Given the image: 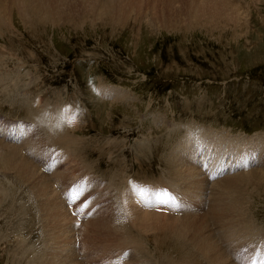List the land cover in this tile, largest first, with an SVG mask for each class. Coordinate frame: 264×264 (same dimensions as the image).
Here are the masks:
<instances>
[{
	"label": "rangeland",
	"instance_id": "374dc122",
	"mask_svg": "<svg viewBox=\"0 0 264 264\" xmlns=\"http://www.w3.org/2000/svg\"><path fill=\"white\" fill-rule=\"evenodd\" d=\"M102 1L100 6L111 9L113 4L128 8L131 0H116L111 1L112 3L109 1L110 4L107 3L108 0ZM156 1L143 0L144 4L148 3L149 9L146 7L141 13L135 11L127 18L117 12H111L113 20H103L106 11L94 6L93 14L85 24L78 26L48 23L42 26L41 30L36 29L37 33L29 28L27 30L21 16L16 10L13 12L14 23L13 27L10 26L13 30L9 41L6 42L3 35H0V152L9 154L12 150L16 151V160L23 158V161L36 171L32 173V178L27 176L32 179L29 182L17 173L18 169L7 172L0 168V192L6 189L0 193L4 196H0V264H56L55 258L58 261L57 255L63 251V244L68 242V233L72 235L73 232H76L72 235L75 246L68 242V246H71L68 248L71 261L69 264H107L105 256L115 260L121 256H112L119 252L113 247H110L113 252L109 247L105 250L109 252L110 249L111 253L104 254L103 250V258H99L96 252L92 254V249L85 251L88 234L102 229L104 231L105 228L107 230L106 223L103 224L100 219H86L77 235V221L74 216L69 214L74 224L69 229V224L65 225L63 215H57V208L51 215V196L47 195L50 191H40L41 182L55 189L59 193L57 196L63 201V193L69 195L74 193L75 189L78 192L83 189V175L80 171L85 168L90 167L91 174L103 180V183H107L111 178L117 179V174L118 178L124 181L122 187L116 191L112 188L104 197L88 198L96 208L85 209L87 213H91L90 219L104 211H107L106 217L108 215L112 218L113 212L117 211L108 212L110 205L117 207L119 196L116 193L126 192L125 188L130 179L145 181L147 184L151 181L149 193H144V197L150 200L152 194L160 188L156 186L158 183H174L170 170L173 165L177 166L181 150H227L228 154L234 153L231 157L221 156L217 161H221L223 166L234 164L236 167L215 176L207 174L206 178L210 183L203 187L205 196H198L197 202L192 199L194 204L188 202L191 208L199 204V213L195 208H190L192 211L189 213L194 214L193 218H200L203 213L209 211V195L214 194L213 192L220 193L223 189L228 190L225 185L224 188L222 186L226 180L241 176L246 171H264V0L245 1L242 10L247 13L248 16L245 14V17H248L249 21L244 17L239 23L221 20L215 23V26H202L195 22L194 24L190 19L187 24L177 23L178 27L175 24H171L172 27L170 24H163L160 28L152 22L156 19L152 14L155 12L153 4L156 2L162 6L168 14L165 19H170L171 11L167 6L174 3L175 7L179 0ZM181 1L183 3V0ZM250 2L253 4L249 6ZM4 7L5 5L2 6ZM148 10L149 18L146 16ZM161 11L157 9L158 13ZM99 14H103V17ZM98 15L99 20L96 18ZM176 18L178 20V17ZM93 21L96 24L94 26L91 24ZM104 22L113 24L106 25ZM173 25L176 26L175 29ZM2 60H6L4 65L1 64ZM99 87L104 97L119 101L104 99L98 93ZM128 97L127 101H121ZM75 104L80 112H84L83 122H78L84 123L82 129L73 132L74 125H68L64 121L65 117L61 118V121L71 128L68 136H71L72 131V134L80 139L73 137L78 141L69 148L80 150L76 154L67 152L65 147L53 141L52 135L43 129L41 122L39 123L42 126H39L33 115L34 112L41 113V116L48 114V119L54 115L67 116L71 112L66 114L62 107L72 109ZM54 119L60 120L58 117L50 120ZM150 146L154 149L150 150ZM59 150L62 153H59ZM244 152L247 153L243 156ZM45 154L48 157L55 156L54 161L58 167L55 171L50 169L52 158L48 163L40 165L39 160ZM65 156L67 158L63 161ZM214 160L212 154L208 159L211 170L216 167ZM205 172L203 171V177ZM217 183L218 186L222 184V190L221 187L218 189ZM253 187L246 185L243 188L246 191L241 196L246 195V201L230 190V193L226 191V194L221 192L224 197L228 195L227 198H240L242 207L239 205L238 212L224 220V223L234 224L232 230L237 231L235 242H225L224 234L228 229L212 226L214 221L209 223V230L206 228L208 232L205 230V236L211 234L214 241L217 238L218 243H214L218 249H214L212 255L218 256V260L222 262L224 259L228 264H235L234 260L238 264H247L252 251L261 250V263H264V243L263 246L252 248L253 242L264 239V184L258 187L259 189ZM186 191L180 192L188 196L192 190ZM180 192L172 194L178 196ZM101 193H104V190ZM164 193L162 196L165 197ZM95 194L97 188L93 187L87 196ZM88 200L80 199L76 206L83 209ZM181 203L183 207L167 203L164 207L168 208L165 215L172 217L178 213L185 214L183 212H186V202ZM43 210L46 213H43ZM191 215L186 219H191ZM98 220L101 221L100 224ZM130 224L132 225L131 222L128 225ZM93 225L95 230L90 233ZM141 226H138L136 221L131 229L134 235L146 244V251L149 250L147 254L143 252L144 259H141V263L137 261V264H148L147 260L152 262L151 264H158L164 257H172L181 262L177 252L182 244H191L192 240L174 231H164L160 228V232L152 227L156 231L154 232L151 226L145 229ZM105 237H102V240H106ZM102 240L100 242H104ZM220 246L226 250L225 254L220 251ZM130 248L132 249L126 251L131 253L134 249L133 252H139L134 246ZM193 249L195 248L192 247L191 250ZM122 250L124 251L120 249ZM109 254L112 257H109ZM61 255V261L57 264H68L64 262L66 256L63 253ZM130 255L124 261L119 259L128 264ZM133 255L134 253L131 259ZM135 256L133 259L137 260L139 256ZM108 262L119 264L118 261Z\"/></svg>",
	"mask_w": 264,
	"mask_h": 264
},
{
	"label": "bare ground",
	"instance_id": "6f19581e",
	"mask_svg": "<svg viewBox=\"0 0 264 264\" xmlns=\"http://www.w3.org/2000/svg\"><path fill=\"white\" fill-rule=\"evenodd\" d=\"M109 1L111 2V1H116V0H108L107 1L108 4H110ZM136 1H138V0H136ZM136 1L135 0L129 1L128 8H126V7L122 8V6L117 7L115 4H113L112 8L109 9V8H104V6H100L103 4L102 0H0V35H1V37L3 35V38L6 39V42L9 41V35L11 34V31L13 30L10 28V26L14 23L13 12H15V10L17 11L18 15L21 16V18H22L21 20H23L25 28L27 30H28V28L30 30H34V32L37 33L38 31H36V29L41 30L40 28H42V26H44V25L45 26L48 25V23L49 24L51 23V25L52 24L55 25V24H59V23H63V24L68 23V24H74V25H78V26L85 24V23H87L86 22L87 19L90 20L91 14H93L92 12H93L94 6H97V8L99 7L100 9H103L106 11V14L104 17H103V14H99V15H102L101 17H103L102 18L103 20H104V18L113 20L112 15H110L111 12H115V13L117 12V13H119V14H121L127 18L132 13H134L135 11L140 12L146 7L149 9L148 3L146 5L143 3V0H140L138 2H136ZM245 1L246 0H183V3H182V1L179 0L177 6L173 7L174 3H173V5L169 4L167 6L168 10L171 11V13L169 15L170 19H165L168 17L167 11L164 8L162 9V6L160 7V5L156 3L157 2L156 1L155 2L156 4L155 3L153 4V9L155 12L152 13L154 15V17H156V19L154 18L155 20H152V22H153V25L157 26V28L158 27L160 28V26H162L163 24H165V25L175 24L176 26H177V23H180L181 25L185 24V23L187 24L190 19H191V21H193V23L195 22V23L202 25V26L207 25V24L215 26L214 24L218 23L221 20L227 21V22L239 23V21L243 20L244 17L247 15V13L246 12L243 13L244 10H242L243 6L245 5ZM252 1L255 2L256 0H252ZM6 2H7V5H6ZM179 4H180V7H179ZM251 4H253V3L252 2L248 3L249 6ZM3 5H5L4 8H2ZM157 9H160L162 11L160 13H158ZM101 13H103V12H101ZM147 14H150L149 10L147 11L146 16H147ZM99 15L97 17L95 16L98 20H99V18H98ZM160 17H163V18H160ZM176 17H178V20ZM245 18H247V20L249 21L248 17H245ZM120 20H122V19H120ZM94 23H95V21L91 22V24H93V26L96 25ZM104 23L106 25H110L112 22L111 23L104 22ZM119 23H121V22H119ZM176 26H174V29ZM12 27H13V25H12ZM171 27H172V25H171ZM226 27H227V25H226ZM234 29H235V26H234ZM4 39H3V41H4ZM5 61L2 60L1 64L4 65ZM0 78H1V76H0ZM101 87H103V86H101ZM101 95L104 97V94L101 93ZM104 98H106V97H104ZM125 100H126V98H125ZM57 107H58V105H57ZM74 110H75V108L73 107L70 115H72V114L77 115L76 111H74ZM40 114L34 112L33 115L36 118V119L35 118L34 119H35V121L36 120L38 121V122L37 121L36 122L39 124V126L41 124L43 125V126L42 125L41 126L43 127V129H45V131L48 134L52 135L53 141H55L59 145L65 147L66 151L69 153L72 152V153L76 154V153L80 152V150H69V148H72L71 146H74L78 140L75 141V139L72 137V135L68 136V133L71 130V128H68V126L63 124L61 121V118H64V117L66 118L65 115L61 114L59 116L58 115H54L53 117L49 116L50 119L57 118V117L60 118V120L59 119L50 120L47 118L48 114L46 116H44V115L41 116ZM43 114H44V112H43ZM49 115H50V112H49ZM39 122H41V124ZM78 122L79 121L73 123L72 125H74ZM210 139H211V137H210ZM246 142H248V141H246ZM219 143H220V141H219ZM215 144L217 145V143H215ZM215 144H214V146H215ZM185 147H186V145H185ZM239 147H240V145H239ZM177 148H178V146H177ZM218 148H221V147H218ZM179 150H180V148H179ZM16 153L17 152L13 151V150L9 154H4V153L0 152V168L4 169L7 172H11V171H14L15 169H18L17 173L20 174L21 177H23L24 179H27L29 182L32 181V179L30 180L29 178H27V176L32 178V176H34V174H32V173L36 170L31 165H29L28 163L23 161V158H22V160H16L17 159ZM246 153L247 152H244V153H242V155L244 156V155H246ZM212 154L215 157L214 165L216 166V167L214 166L215 168L213 170H211L212 167L209 166V165H211V163L208 162V159L212 156ZM233 155H234V153L232 154V152L228 154L227 150H200V149L199 150H181L179 153V162L177 163V166L173 165L174 166L173 169L170 170V176H171V179L174 181V183H170L169 185L162 183V182L158 183L156 186H159L160 188H157L158 190L156 192H154V194H152V196L150 197L151 200L147 199L144 196L141 197L139 195H134L133 189H129L123 195H120V194H122V192L116 193V194H119L118 195L119 199L117 200V207L115 209L117 212L111 211V213L112 212L114 213V216L110 213L112 215V218L110 215H109L110 218L107 215V217L104 216L105 219H104V217H103V219H100L103 221V224L106 223L105 225H107L108 231L105 228L106 226L104 227L103 224H101V226H103L105 228L104 231L102 229V231L98 230V231L93 232L92 230H95L94 229L95 227L93 225V229L91 227V230L89 231L90 233L92 231V234H88L89 236H88V238H86L85 251L87 249H93L94 252H96V254H97L98 251L103 253V250L105 251L107 247H109V248L113 247V249L115 248V250L116 249L119 250L118 254H121L123 252V250L120 251V249H123L124 247L128 248V247L134 246V248H137L136 250H138L139 252H136V253L133 252V253L136 254L137 256H139V258L137 257L138 258L137 260L131 259V255H132L131 254L129 259H128L129 260L128 264H137L138 263L137 261H139V263H141L142 262L141 259L144 257L143 252L146 253L149 249L146 251L145 246H144L146 244H144L142 239L137 238L134 235L133 230L131 229L132 225H134V223L137 221L138 226H139V224H141L142 225L141 227H144V229H145V227L149 228V226H151V228L155 227V230L157 228L161 232L162 230H160V228L161 229L163 228V230L166 229V230H169L172 232L173 231L177 232L180 234V236L192 240L191 244H182L180 246L181 249L178 250L177 254H178L181 262L178 261L179 262L178 263L175 260V258H172V257H164L161 259L163 261H158V264H205L206 262H208V264H210V263L219 264L220 263L219 261H221L220 264L226 263L227 262L226 260L224 261V259H223V262H222V260H218L219 259V258H217L218 256L212 255V251L214 249H216V251H217V249H218V248H215L217 246L215 245L216 243H214L215 241L218 243V240L216 238V240L214 241V239L211 237V234L209 236L208 235L205 236V233H206L205 230L206 231H207V229L209 230L210 229V228H208L209 223L214 221V225H212V226H214V227L217 226L218 228H220V226H221L223 229H228V231L224 234L225 242L230 243L233 240L235 242V239L237 238V231L232 230L234 227V224L229 223V222H228V224H227V222L224 223L225 222L224 220H226V218L229 215L232 216V214L234 215L235 213H237L238 209H239V205H240V207H242V206L240 203V198L239 199L237 198L238 196L236 197L237 200H235L233 198H227L228 195L226 197H224V194L228 193L229 192L228 190H230L232 193H237L236 195H240V197H242L241 195L246 191L245 189H243L246 185H249L251 187L256 186L257 188H255V187H253V188L259 189L258 187H260L261 185L264 184V181H262V180H264V171H262V172L257 171V172H253V173H251V171H248V173H247V171H246L243 173V175L241 174V176H238L235 178L232 177L231 179L226 180V182H224L223 185L219 184V186H218V183H217L218 189H219V187H221L220 190H222L224 188V185H225L228 188V190H226L228 192L224 191V189H223L221 192L224 191V194H222L221 192L220 193L213 192L214 194L211 193V195H209V196H211L210 197L211 202L208 206L209 211L207 213L202 214L205 216V217L203 216V218L201 215L202 212L200 213V215H201L200 218H196V217L193 218L194 214L191 215V213H189L192 210H194V208L198 209L197 210L198 213L200 212V210H199L200 207H199L198 203H197L198 204L197 207L195 206V207L191 208V206L188 204V202H186V207H187V208H185L186 212H183V213L187 214V216L185 214H181V213H178V214L174 213L175 215H172V217L171 216L168 217L165 215L166 210L168 208H164L167 204H161L158 202V200L164 198V196H162V194L164 192L168 193V191H170L169 194L172 192L175 194H178V192H180V191L187 192L186 190H192L191 193H189V195L187 194L188 196H185V197H187L189 199H193L194 201L197 202V199H199L198 196L200 198H203L205 196L206 191H204L205 189H203V187L210 183L209 179L206 178L207 174L208 175L213 174L215 176L217 174L219 175V174L223 173L224 171L232 170L234 168V166L236 167V165H234V164H232L233 166L231 164L227 165V166H223L221 161H220V163L217 161L218 158L221 156L231 157ZM244 165H245V163H244ZM204 166L206 167V169H210L209 171L205 172V177H203L204 174L202 171V167H204ZM246 166H248V162L246 163ZM244 167L245 166H243L242 168L244 169ZM258 177H261V178L258 179ZM44 182H45V179H44ZM41 185H42V188L40 189V191L43 189H44V192L47 191V189L50 191L49 194H47V195L51 196V200H50V203L52 204L51 215L54 212V209L57 208L58 211H56V213L58 216H61V217L63 215V217H64L63 220L66 223L65 225L69 224V229L71 227H73L72 226L73 221L71 218L73 215L71 214V212H70L69 208L67 207V205L65 204V202L60 199L59 195L57 196V194H59V193H57V191H55V189H51L50 185H48V184L41 182ZM221 185L223 186V188ZM214 186H216V185H214ZM214 186L212 188H214ZM217 186H216V188H217ZM226 187H225V189H226ZM197 188H198V190H196ZM247 190H248V188H247ZM2 191L4 192V191H6V189H3ZM2 191L0 193H2ZM55 194H56V196H55ZM0 196H3V195H0ZM245 196L246 195H244V197ZM45 197L46 196H44V198ZM231 197H233V195ZM244 197H242V198L246 201V199L248 197H246V199ZM1 198H4V196ZM241 202H242V200H241ZM168 203L172 204V201H169ZM1 204L3 205V203H1ZM174 204H177V206L179 205V206L183 207V204L181 202L174 203ZM42 206H43V204H42ZM204 206H206V204H204ZM190 208L192 209L191 211H190ZM205 211H207V210H205ZM241 212H242V210H241ZM43 213H46V212L44 211ZM69 214L72 216L70 217ZM171 214H173V213H171ZM242 214H243V212H242ZM188 215H191L192 218L186 219V217H189ZM174 217H176V218H174ZM108 218L111 220H109ZM229 219L230 218H228V221H229ZM60 220H61V218H60ZM73 220H75V219H73ZM240 220H241V218H240ZM232 221H234V220H232ZM244 221H246V220H244ZM100 222L98 220L99 224H100ZM109 222H111V224H109ZM130 222L132 223V225L130 224L131 226L128 225ZM99 224H98V226H99ZM238 224H240V223H238ZM246 224H244V225H246ZM136 226L137 225L135 224V227ZM63 227H64V225H63ZM96 227H97V225H96ZM241 227H243V226H241ZM98 228L101 229L100 226ZM243 229L245 230V228H243ZM142 230H143V228H142ZM62 231L65 234L64 230H62ZM153 231H154V229H153ZM220 231H222V230H220ZM89 232H86V234ZM154 232H156V231H154ZM57 233H58V231H57ZM74 233L76 234V232H73V234ZM103 233L104 234L108 233V235H105L106 236L105 237L103 235ZM68 234H69V237L66 239V241L70 242L71 246H75V244L73 245V243H74L73 236L75 234L74 235L72 234L73 236L70 233H68ZM145 234H147V233H145ZM119 235H121V237H119L120 239L118 238ZM141 235H143V234H141ZM102 237L103 238L105 237L106 240H102ZM213 237H217V236H213ZM177 238H179L178 235H177ZM72 240H73V242H72ZM101 240L104 242H100ZM178 241H179V239H178ZM68 242H65V244H63L64 249L62 252H60V255H61V253H63V255L66 256L65 260H64L65 263L71 262V261H69V259H70V251L69 250L70 249L68 250V248H70L71 246L70 245L68 246ZM220 243H221V241H220ZM108 244H110V245H108ZM231 244H232V242H231ZM192 247H194L195 249L191 250ZM126 248H124V251ZM110 249H108L109 252L105 251L104 254H106L107 252L111 253L112 249H111V251H110ZM118 250H116V251H118ZM221 250H222V253L226 252V250H224V247L221 248V246H220V251ZM133 251H135V250L133 249ZM91 252H92V254H94L93 251H91ZM60 255H57L58 261H56V258H55L56 264H57V262L61 261V259L59 260V258H61L62 255L61 256ZM223 255H222V257H223ZM71 256H73V255H71ZM219 256L221 257L220 254H219ZM74 257H75V255H74ZM101 257L102 256H99V258H101ZM109 257H111V255ZM134 258H136V256ZM33 259H35V258H33ZM148 259H149V257H148ZM75 260H76V262H79V261H77V259H75ZM145 260H146V258H145ZM145 260H143V261H145ZM116 261H118L119 264H126L123 261H121L118 257L116 258ZM147 262H148V264L152 263L148 260H147ZM50 263H52V262H50ZM144 264H147V263H144ZM226 264H228V263H226Z\"/></svg>",
	"mask_w": 264,
	"mask_h": 264
},
{
	"label": "snow or ice",
	"instance_id": "6c2138e0",
	"mask_svg": "<svg viewBox=\"0 0 264 264\" xmlns=\"http://www.w3.org/2000/svg\"><path fill=\"white\" fill-rule=\"evenodd\" d=\"M64 112L67 114V113H70L72 112V109L70 107L68 108H65L64 109ZM76 120V114H72V115H67L66 118H65V122L68 124V125H71L75 122ZM59 126V125H58ZM130 186L132 187L133 189V193L134 195H139L141 197L144 196V193L146 191H149L148 189H146L145 187L143 186H138V185H135L134 183L130 182ZM165 196L168 197V199H160L158 200L159 203L161 204H167L168 203V200H172L174 202V197H171L170 194L168 193H164ZM126 255V254H125Z\"/></svg>",
	"mask_w": 264,
	"mask_h": 264
}]
</instances>
